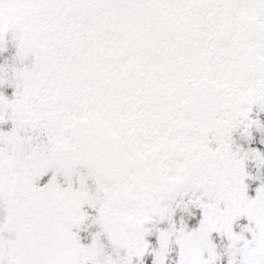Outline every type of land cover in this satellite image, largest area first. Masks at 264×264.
<instances>
[{
    "label": "snow or ice",
    "instance_id": "6c2138e0",
    "mask_svg": "<svg viewBox=\"0 0 264 264\" xmlns=\"http://www.w3.org/2000/svg\"><path fill=\"white\" fill-rule=\"evenodd\" d=\"M0 264H264V0H0Z\"/></svg>",
    "mask_w": 264,
    "mask_h": 264
}]
</instances>
